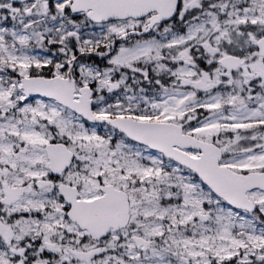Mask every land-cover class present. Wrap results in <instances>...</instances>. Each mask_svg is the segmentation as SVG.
<instances>
[{
  "label": "snow or ice",
  "instance_id": "1",
  "mask_svg": "<svg viewBox=\"0 0 264 264\" xmlns=\"http://www.w3.org/2000/svg\"><path fill=\"white\" fill-rule=\"evenodd\" d=\"M0 264H264V0H0Z\"/></svg>",
  "mask_w": 264,
  "mask_h": 264
}]
</instances>
